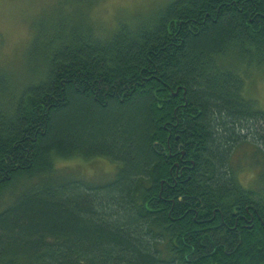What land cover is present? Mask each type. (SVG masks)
<instances>
[{
    "label": "trees",
    "instance_id": "trees-1",
    "mask_svg": "<svg viewBox=\"0 0 264 264\" xmlns=\"http://www.w3.org/2000/svg\"><path fill=\"white\" fill-rule=\"evenodd\" d=\"M101 1L57 0L20 76L0 68V264H264L247 81L264 73V0H154L114 31L88 21ZM97 158L114 175L62 167Z\"/></svg>",
    "mask_w": 264,
    "mask_h": 264
},
{
    "label": "rangeland",
    "instance_id": "rangeland-1",
    "mask_svg": "<svg viewBox=\"0 0 264 264\" xmlns=\"http://www.w3.org/2000/svg\"><path fill=\"white\" fill-rule=\"evenodd\" d=\"M57 0H0V68L18 78L22 59L32 38V22L41 12L49 11ZM154 0H102L94 9L91 19L95 18L96 23L88 16L98 30L116 29L118 21L138 9L143 12L147 10ZM151 6V5H150ZM150 8V7H149ZM106 33V32H105ZM9 68V69H8ZM254 83L252 75L247 79L250 84L248 96L258 101L264 109V73L256 75ZM242 154L234 156L235 166L239 169V181L246 188L253 187L257 169L251 164L240 159ZM240 165V166H238ZM63 168L79 172L78 175L84 178L99 173L114 175L117 164L104 158H97L90 163L82 160L64 161ZM84 174V175H83Z\"/></svg>",
    "mask_w": 264,
    "mask_h": 264
}]
</instances>
